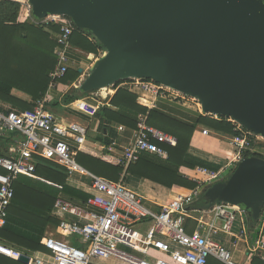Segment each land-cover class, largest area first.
<instances>
[{
    "label": "built area",
    "instance_id": "built-area-1",
    "mask_svg": "<svg viewBox=\"0 0 264 264\" xmlns=\"http://www.w3.org/2000/svg\"><path fill=\"white\" fill-rule=\"evenodd\" d=\"M23 8L20 21H30L36 25L49 27L57 25L56 34L57 65L50 72V88H54L65 77L70 68V52L74 51L71 39L77 29L71 17L60 14H48L36 18L33 7L28 1H20ZM140 90L155 96L173 99L184 98L174 90L146 79H127ZM82 98L72 102L74 108L96 118L101 103ZM46 95L38 99L32 110L6 111L0 104V134L17 133L10 146V154L0 157V228L6 224L9 206L15 197L14 181L20 175L34 176L39 158L60 165L68 177L76 174L89 179L91 197L86 205L70 202L58 197L54 203V213L61 219L58 226L59 236H49L41 240L47 252L32 251L25 247L13 248L0 241V254L19 260L29 257L28 264H92L96 259L114 258L126 264H209L214 257L225 264H245L234 259L233 253L215 237L219 233L234 235L233 229L237 216L245 215L240 206L228 203L215 204L210 209L200 212L210 213L212 220L206 222L202 217L193 215L197 211L195 203L207 186L224 180L229 169L236 167L245 157L264 158V139L245 128L238 122L227 118L234 125L235 134L230 139L233 149L230 161L220 171L199 169V177L193 178L198 187L187 195H178L170 202L152 209L144 199L126 185V172L130 165L138 162L145 154L167 157V145L177 138L148 123L147 115H139L138 124L130 137L111 139L106 145L108 154L114 155L124 168L121 179L113 181L95 174L83 167L77 160L78 152L86 143L89 127L79 122L68 124L58 121L48 109ZM197 105L200 103L196 100ZM220 119V116L203 114ZM120 132H125L124 125H118ZM209 129L203 130L207 135ZM228 174L224 179L220 177ZM264 208V207H263ZM71 214L75 219H67ZM196 222L195 228L189 230V221ZM222 221V224L220 223ZM151 223V229L139 234L135 226ZM243 229L240 232L242 237ZM79 235L80 242L75 244L69 237ZM137 235V236H136ZM142 244L144 250L135 246ZM161 251L163 256L151 253ZM142 253L150 258L146 262L139 256Z\"/></svg>",
    "mask_w": 264,
    "mask_h": 264
},
{
    "label": "water",
    "instance_id": "water-1",
    "mask_svg": "<svg viewBox=\"0 0 264 264\" xmlns=\"http://www.w3.org/2000/svg\"><path fill=\"white\" fill-rule=\"evenodd\" d=\"M17 1H28L38 19L71 17L103 46L77 86L81 92L151 80L196 99L205 114L232 119L264 137V0ZM201 196L202 209L228 203L258 221L264 158H243ZM20 261L28 264L29 257Z\"/></svg>",
    "mask_w": 264,
    "mask_h": 264
},
{
    "label": "trees",
    "instance_id": "trees-1",
    "mask_svg": "<svg viewBox=\"0 0 264 264\" xmlns=\"http://www.w3.org/2000/svg\"><path fill=\"white\" fill-rule=\"evenodd\" d=\"M23 8L17 0H0V102L6 111L32 110L36 100L45 96L51 81L49 73L57 65L54 49L58 26L46 27L30 21L20 22L18 17ZM71 42L74 47L86 53L99 54L103 49V46L92 39L87 31L79 28L73 33ZM80 76L77 67H70L60 82L71 85ZM122 82L123 80L116 83L114 86L116 92L107 104L100 106L96 114L102 132L97 140L107 145L112 138L117 137L115 127L121 124L128 128H136L141 114L148 115L149 124L177 138L175 143L166 146L169 151L167 157L145 154L138 162L130 165L126 179L128 175H132L169 189L178 187L192 190L198 187V183L187 177L182 169L193 170L199 165L214 169L221 168L219 164L196 157L191 152V140L199 124L233 136L235 131L231 121L225 117L216 119L201 113L198 114L195 124L177 120L156 108L139 104L137 94L128 87L120 86ZM13 90L28 94L31 97L30 101L18 98L13 94ZM88 94L90 92L84 93L72 87L64 95L62 102L70 104ZM5 105H10L11 108ZM16 138H20L17 133L0 134V157L10 154L8 148ZM77 160L89 171L113 181H119L124 171L117 158L110 154H94L82 147L78 152ZM235 168L229 169L228 174H231ZM34 176L35 178L20 175L14 181L15 197L9 206L6 224L0 228V241L13 248L25 247L32 251L47 252L41 239L46 234V230H55L61 222L58 216L53 215L54 203L60 193H66L67 200L78 205L86 204L91 194L72 186L65 170L49 160L38 159ZM202 202L200 196L194 205L195 208H201ZM151 253L153 254V250ZM0 264L25 263L0 254ZM251 264L264 263L259 258H255Z\"/></svg>",
    "mask_w": 264,
    "mask_h": 264
},
{
    "label": "crops",
    "instance_id": "crops-1",
    "mask_svg": "<svg viewBox=\"0 0 264 264\" xmlns=\"http://www.w3.org/2000/svg\"><path fill=\"white\" fill-rule=\"evenodd\" d=\"M20 2V1H19ZM21 3V2H20ZM22 14H19L18 20L20 21V17ZM22 22V21H20ZM74 51L70 52L69 58H70V67H77L78 69H83V73H81L80 78L74 82L71 85H66L62 82H59L56 87L54 88H48L46 92V97L48 99L47 105L48 109L55 114L57 117L58 121L68 124L71 122H79L85 126L89 127V130L91 132V137L87 135V140L86 143L82 146L84 150L90 151L94 154H108L106 151V145L104 142L97 140L99 136L102 135V132L100 130V120L97 118H91L79 111H77L74 108V105L72 103L70 104H65L62 102V99L64 95L72 88L75 87L77 88L78 83H80V80L84 78L90 71V69L95 65L96 61L99 60V58L103 55V49L100 51V54H95V53H86L76 47H74ZM56 50V47L54 49V52ZM55 69V68H54ZM53 69V70H54ZM50 77V73H49ZM51 82V81H50ZM50 85V84H49ZM114 87V86H113ZM127 87V86H126ZM128 88L137 94V102L143 106H146L148 108H156L157 110L163 112L164 114L168 115L169 117L175 118L177 120L189 123V124H195L196 120L198 118V114L201 113L199 110H201L198 106L196 109H192V107L186 105L185 103H182L179 101V99H173V98H168L164 96H155L150 93H146L139 88L136 87H130ZM134 88V89H133ZM116 92V89H111V87H104L100 89L97 101L101 103V105L107 104L111 97L114 95ZM13 94L17 96L20 99H24L26 101H30L31 97L19 90H13ZM95 98L91 97L90 101H94ZM38 100V99H37ZM36 100V101H37ZM36 103V102H35ZM1 104V102H0ZM56 104V105H54ZM8 108H11L10 105H5ZM203 114V113H201ZM142 115V114H141ZM148 116V115H147ZM122 125V124H121ZM152 125V124H150ZM125 126V125H124ZM154 126V125H152ZM118 126H116V132H117V137L116 138H122L125 139V137H130L133 128H127L125 132H120L117 129ZM156 127V126H155ZM158 128V127H157ZM208 128L209 133L207 135L203 134V130ZM135 129V128H134ZM161 129V128H160ZM163 130V129H162ZM165 131V130H164ZM167 132V131H166ZM169 133V132H168ZM171 134V133H170ZM173 135V134H172ZM176 137V136H175ZM232 136L222 134L220 132H217L207 126L204 125H198L196 131L193 134L192 140H191V152L197 154L201 152H207L210 154H213V156L216 158V162L222 167L226 166V164L229 162V159L231 158L230 155L233 153V149L230 145V139ZM112 138V139H116ZM81 150V149H80ZM111 156L114 157V155L110 154ZM228 160V161H227ZM225 164V165H223ZM182 171L186 174L187 177L190 178H195L199 177L200 175H197V171H193L190 169H182ZM194 172V173H193ZM193 173V174H192ZM129 176L128 175L127 179ZM32 178H35V176H31ZM38 178V177H36ZM40 178V177H39ZM85 178L86 176H82L80 174H76L73 177H69V183L77 188H80L84 191L90 192V184L89 180L86 182ZM135 180V183L137 184L138 177H133ZM43 180L42 178H40ZM126 179V180H127ZM141 179V178H139ZM138 179V180H139ZM156 183L149 181L147 179H143L142 181L139 182V185L141 187H146L145 195H140L137 191L133 190L136 192L138 195H140L147 206H149L152 209H159L161 205H164L171 200H174L178 197V195H187L189 194L192 190L189 189H183V188H176V189H169L166 187L161 186V188H165L169 193H165V195L160 199L159 201H156L153 199V190L154 186ZM158 185V184H156ZM150 189V190H149ZM63 197L67 199V194L61 192L58 197ZM83 207H86L88 209H93L92 207H88L86 204L82 205ZM202 208H197V211L193 212L194 216L197 217H202L204 221L207 223L212 220V215L210 213H204L200 212ZM53 215L57 216L54 213L53 209ZM65 218L67 219H75V217L71 214H66L64 215ZM237 223V224H236ZM235 223L234 226V235H227L224 233H219L218 235H227L228 239L227 242L230 243L229 246L233 249L232 252L235 256H238L239 253H241L240 260L238 262H244L245 264H251L253 259L259 258L261 262L264 263V208H263V213L262 216L258 221H255L252 219V217L248 214V212L245 213V215L240 216L238 222ZM146 224V225H145ZM151 224V223H150ZM196 222L194 220L189 221V230L192 231L195 228ZM142 230L138 229V233L145 235L152 226H149L147 229L144 228V226H147V223L141 224ZM245 230V234L241 237L240 232L242 230ZM44 235L42 239L45 237H49L52 234L48 233ZM58 233V227L56 228V235L59 236ZM254 233V235H253ZM137 236V235H136ZM41 239V240H42ZM80 242V240H79ZM220 242V241H218ZM223 245H225L223 242H220ZM242 245V248L240 249L238 245ZM137 249L144 250L146 246H142V244H137L135 246ZM230 249V248H228ZM231 250V249H230ZM153 254L160 256V253L158 251H153ZM233 255V256H234ZM240 255V254H239ZM139 256L142 257L146 262H150V258L142 253H139ZM221 263L225 264L218 259L212 257L209 260V263Z\"/></svg>",
    "mask_w": 264,
    "mask_h": 264
},
{
    "label": "rangeland",
    "instance_id": "rangeland-1",
    "mask_svg": "<svg viewBox=\"0 0 264 264\" xmlns=\"http://www.w3.org/2000/svg\"><path fill=\"white\" fill-rule=\"evenodd\" d=\"M91 36V38L92 39H94L93 38V36L92 35H90ZM95 40V39H94ZM96 41V40H95ZM99 43V42H98ZM100 54V53H99ZM83 79V78H82ZM80 82H81V80H80ZM129 81L128 80H123V82L122 83H120V86H130V85H133L132 83H128ZM79 84V83H78ZM115 87H111V89H114ZM134 89V88H133ZM171 90V89H170ZM99 92H100V90H96V91H92V92H90V94H88L86 97H84V98H88L89 97V99L91 98V97H97L98 98V96L97 95H99ZM179 95H183V97L184 98H179V101L180 102H182V103H185L186 105H188V106H190V107H192V109H196V108H198V106H197V102H196V99H194V98H191V97H188V96H186V95H184V94H179ZM201 113H203V114H205L204 112H202V109L201 110H199ZM200 125H202V124H200ZM91 132H90V130H89V132H88V137L90 136L91 137ZM264 139V138H263ZM10 151V148H8V152ZM193 153V152H192ZM196 157H198V158H200L201 160H205V161H209V162H212V163H214V164H218V162H216V158L213 156V154H210V153H205V152H199V153H197V154H195V153H193ZM228 161V160H227ZM229 161H230V159H229ZM223 165H225V164H223ZM224 166H222L220 169H214V168H210V167H207V166H204V165H199V166H196L195 167V169H193V171H198L199 169H206V170H208V171H220L222 168H223ZM194 173V172H193ZM192 173V174H193ZM197 175H198V172H197ZM228 174H226V173H224L221 177H220V179H224L226 176H227ZM134 176H129L128 177V179L126 180V185L128 186V187H130L131 189H133V190H135V191H137L140 195H145L146 193V191H148V190H146V187H141L140 185H139V182L140 181H142L143 179H137V181H138V183L136 184L135 183V180H133L134 178H133ZM192 179V178H191ZM89 179L88 178H85V181L87 182ZM150 190V189H149ZM152 190H153V193H155V194H153L154 196H153V199H155L156 201H159L160 199H162V197L165 195V193L167 194V193H169L165 188H161V185H156L155 184V186H154V189L152 188ZM238 219H239V215L237 216V220H236V222H238ZM235 222V223H236ZM220 223L222 224V221L220 220ZM237 224V223H236ZM141 224H139V225H136L135 226V228H136V231H138V229H140V230H142V227L140 226ZM146 225V224H145ZM149 226H152V224H150V222L149 223H147V226H144V228L145 229H147ZM51 229H49V230H46V234H47V231H49L48 233H50V234H52L51 236H58V235H56V229L55 230H51ZM75 244H78L79 243V240H80V236L79 235H72V236H70L69 237ZM215 239L217 240V241H220V242H223L224 244H225V246L227 247V248H230L229 250L232 252V248H231V246H229L230 245V243H228L227 242V239H228V236L227 235H218V236H216L215 237ZM242 246H243V244L241 245H238V247L241 249L242 248ZM159 253H160V256L162 257L163 256V254L164 253H162L161 251H159ZM233 253V252H232ZM240 254V255H239ZM238 254V256H235L234 254V259L236 260V261H239L240 260V256H241V253H239ZM93 263L94 264H126V263H124V262H122V261H120V260H117V259H114V258H109V259H96V260H94L93 261Z\"/></svg>",
    "mask_w": 264,
    "mask_h": 264
},
{
    "label": "bare ground",
    "instance_id": "bare-ground-1",
    "mask_svg": "<svg viewBox=\"0 0 264 264\" xmlns=\"http://www.w3.org/2000/svg\"><path fill=\"white\" fill-rule=\"evenodd\" d=\"M167 88L173 90L172 88H169V87H167ZM174 91H175V90H174ZM176 92L179 93V94H182L180 91H176ZM199 108L202 109L201 104L199 105ZM262 138H264V137L262 136Z\"/></svg>",
    "mask_w": 264,
    "mask_h": 264
}]
</instances>
